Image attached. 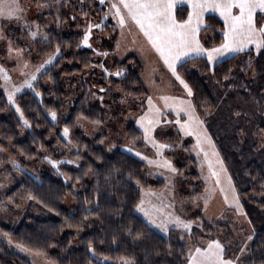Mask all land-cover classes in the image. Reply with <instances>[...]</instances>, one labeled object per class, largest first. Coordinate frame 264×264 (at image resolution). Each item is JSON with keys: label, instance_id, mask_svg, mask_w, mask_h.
Returning a JSON list of instances; mask_svg holds the SVG:
<instances>
[{"label": "trees", "instance_id": "obj_1", "mask_svg": "<svg viewBox=\"0 0 264 264\" xmlns=\"http://www.w3.org/2000/svg\"><path fill=\"white\" fill-rule=\"evenodd\" d=\"M68 1L64 0L65 4ZM79 4L83 8L82 17L100 23L104 27V33L113 34L111 40L116 41L118 29L106 15L108 0L104 5H100L99 0H83ZM66 12L63 11L64 22L68 20ZM85 12L88 13L87 16L84 15ZM187 15V8L176 9L178 20L186 19ZM205 23V29L200 32L204 45L211 47L221 44L223 22L220 18L207 15ZM206 33L211 34V37H205ZM82 40L83 34L74 28L64 33L53 30L48 34L47 44L40 45L42 53H51L59 46L60 56L38 80L37 90L42 95L41 99L35 93H24L18 98L20 109L30 124L29 129L25 128L8 105L0 87V146L11 147L15 155L21 154L26 159H34L40 150L48 154L53 152V144L48 141L51 135L54 134L63 141L59 135L61 126L54 124L48 114L56 112L60 115L64 109L68 86L74 83V76L89 69L96 74V66L99 64L94 52L83 49ZM113 41L108 48L110 50L115 47ZM251 63L255 65L262 88L264 49L256 55L253 51L234 55L212 70L204 58H195L183 67H178L179 73L192 89V101L198 115L216 142L239 193L244 197V209L256 231L248 252L239 257L238 264H264V198L256 200L252 197L264 196V167L255 161L246 172L243 161L234 150L239 144L238 136L222 132V125L218 127L210 122L205 110L216 104L212 81L220 89L227 84L239 89L238 85L247 80V67H242ZM113 69L124 72L122 78H108L113 87H119L128 96H148L141 79L143 67L136 56L131 55L122 62H115ZM44 82H49L45 89ZM237 96L249 98L241 89L230 93L232 101ZM69 109L63 125L73 131V136H79L74 127L81 118L90 123L105 121V109L98 104L87 103L84 95L75 98ZM127 132L130 139L143 136L133 124L129 125ZM76 141L79 143V150L84 149V153L81 150L76 153L82 159L78 169L63 166L68 182L49 169L42 175L22 174V178L16 180L17 183L9 191L8 197L14 196L17 200L26 201L28 207L37 210H28L19 217V221L0 224V230L15 243L44 256L53 264H104L103 259L112 262L129 261L127 264H187L189 248L201 247L207 240H220L217 239L216 229H222L226 231V235L223 233L225 242L220 240L226 249L225 256L233 260L238 257L237 251L233 249L236 243L232 241L233 234L227 224L202 221L201 228H195L192 235L185 236L175 230L166 237L156 232L136 214V205L140 202L138 186L156 189L161 188L164 181L158 178L153 181L147 177L146 164L127 152L116 150L108 153L100 146V139L91 142L78 138ZM243 150L246 154L244 159L250 158L251 150L246 146ZM263 158L264 155H257L259 161ZM192 161L196 163L195 158ZM262 164L264 165V159ZM195 176L202 189L203 183L199 175ZM68 197L75 200V205L71 208L65 206ZM137 233L141 235L137 237ZM0 264L32 263L0 240Z\"/></svg>", "mask_w": 264, "mask_h": 264}, {"label": "rangeland", "instance_id": "obj_2", "mask_svg": "<svg viewBox=\"0 0 264 264\" xmlns=\"http://www.w3.org/2000/svg\"><path fill=\"white\" fill-rule=\"evenodd\" d=\"M79 2L81 3V0H69L66 4L64 0H19V4L23 9L21 19L10 20L0 17V68H3L10 77L9 81H5L4 74L0 73V87L8 105L18 115L26 129H29L30 126L24 124L23 120H26L24 114L23 119H21L22 111H16L17 107L20 108L18 98L24 93H39L36 96L41 99L42 95L37 90V86H39L38 80L60 56V52L57 54L56 50L51 53H42L40 45L45 46L47 44L48 34L53 30L64 33L74 28L84 35L89 22L98 24L93 19L85 20L82 17L83 8ZM112 2H116V0H108L109 4ZM181 2L182 0H177L175 6ZM64 10L67 11L68 20L66 22L62 19ZM124 15L126 23L123 28L118 23H114L118 29L116 41L111 40L113 34L106 35L104 33V27L102 26L101 28H93L90 39L92 48L84 47L82 44L83 49L94 52L98 57L97 73L94 74L93 70L89 69L83 72V74L74 76L72 79L74 83L68 86L66 92L63 112L60 115L56 114L55 120L52 119L51 114L53 112L48 114L54 124L59 125V127L61 126L59 135H61L60 137L63 140L61 141L54 134L50 136L48 141L50 144H53L51 155L44 150H40L36 158L26 159L21 154H13L11 147L4 148L0 146V224L19 221V217L21 218L28 210L37 212V210L28 207L26 201L17 200L14 196L8 197L9 191L17 183L16 180L22 178V174L27 173L32 176L42 175L50 169L57 172L68 182L63 166L78 169L82 162L81 157L76 156V153L81 150H79V143L76 140L83 138L93 142L100 139V146H103L108 153L116 150L127 152L146 164L145 172L147 177L152 178L153 181L155 178L164 181V185L156 189H146L140 185L138 186L140 189V202L142 199L144 200V207L150 209L153 207L161 208L164 213L178 215L181 219L192 222L190 233L172 225H170L168 233H163L159 229L149 225L152 229L164 237L168 236L172 230L185 236L192 235L191 233L195 228H201L202 221L214 224H227L233 234L232 241L236 243L233 249L237 251L238 257H242L248 252L256 231L251 225L244 209L242 203L244 197L239 193L227 168L228 166L224 162L216 142L208 132L205 123L203 127L211 138V145L205 144L203 146L204 150L208 152L207 160L205 159L204 152L195 147V137L183 135L174 123H162L153 133L159 143L169 146L161 149V155L159 156L157 155V149L153 148L150 143H147L144 140V136L137 139H130L128 136L127 129L131 124L135 125L143 134V130L136 121L147 112V98L149 96L153 98L156 106L161 108L164 118L170 121L176 119V114L171 109L164 108L163 101L159 99L160 96L178 97L190 100L192 104L193 101L192 96L189 97L183 86L171 76V73L159 59L158 54L151 48L133 21L134 25L132 24L126 12ZM207 15H215L220 18L218 13L209 11L204 14V20ZM220 20L223 22L221 18ZM116 22H118V18H116ZM261 22L264 23V21ZM205 27L206 23L204 21L201 27L202 30ZM32 33H36L35 37ZM222 33L223 31L221 32V36ZM205 37H211V34L206 33ZM40 40L41 42L39 43ZM112 41L115 47L113 50H110L108 48L112 44ZM200 41L204 45L203 39H200ZM219 45H212L211 47ZM9 49H11V52ZM249 51H253L255 55L258 54L254 45H250L244 52L238 54L244 55ZM105 52L107 53L106 56L97 54ZM131 55L136 56L143 67L141 79L145 89L148 91L147 97L128 96L119 87L115 88L109 83L108 78L110 80L112 78H122L124 75V72H120V76L115 75L119 71L113 69L114 63L122 62ZM234 55L219 58L214 65L209 66L212 69L220 62ZM49 56H55L53 62L45 65L44 68L37 72V68ZM203 58L207 61L206 57ZM240 64L242 63H238V65ZM25 65L27 66L25 67ZM245 67H247V80L238 85L239 89L231 84H227L224 88L220 89L216 82L212 81V86H215L214 96L216 104L209 110H205V114L207 119L216 124V126L222 125V132L230 136H238L239 144L235 146L234 150L238 152L240 159L243 161L244 170L247 172V169L252 167L255 161L258 165L264 167L262 164L264 158L262 161L257 159L259 153L261 157L264 155V85L262 88L259 85V76L254 64L244 65L242 68L244 69ZM32 73H35L37 76V79L33 81L34 91L22 87L19 92L14 93L13 101L10 103L8 92L13 91L15 87H20ZM48 85L49 82H44L43 88L45 89ZM101 88L104 91H101ZM240 89L249 98L237 96L232 101L230 93L240 91ZM83 95L87 103L98 104L105 109V121L103 123H90L81 118L74 127V131H77L79 136H73V131L68 129L69 134L67 137H64L63 130L66 126L63 125V122L65 121V116L69 113L71 102L77 97L81 98ZM225 101L226 104L224 103ZM196 114L198 115L197 111ZM181 115L183 116V114ZM199 118L201 119L200 116ZM183 119L186 120L187 117L183 116ZM26 129L25 131H27ZM212 145H214V149ZM245 146L251 150L249 153L250 158L247 159H244L246 157L243 150ZM128 148H132L133 151L129 152ZM213 150L218 153V156L212 154ZM80 152L84 153V149ZM135 152H140L147 159H141L140 156L135 155ZM194 158L196 163L192 161ZM164 159H167L177 169V172L173 173L169 169L157 167L155 163L150 164L148 162L149 160L162 161ZM217 159L222 161L223 170L221 169V164L216 162ZM50 161L56 162L57 167L54 168ZM68 161H71V163H68ZM209 163L212 164V169H209ZM212 171L218 173L219 183H217V176L211 174ZM195 174L199 175V179L203 183L202 189L198 186ZM233 189H235V192H233ZM234 196L239 201V208L236 205ZM252 197H255L256 200H261V197L264 198V196L255 195ZM74 205V198L68 197L65 206L71 208ZM136 214L146 221L143 213L138 212L137 209ZM223 233L226 235V231L216 229V235L219 237L217 239L224 241ZM249 236L252 237L251 240L248 239ZM0 240L6 242L11 250L25 257L32 264H53L40 254L29 250H22L23 247H17L18 244L1 230ZM230 244L233 245V243ZM242 247L245 248L243 253L240 252ZM102 261L104 264L129 263V261L125 260L112 262L103 259Z\"/></svg>", "mask_w": 264, "mask_h": 264}, {"label": "snow or ice", "instance_id": "obj_3", "mask_svg": "<svg viewBox=\"0 0 264 264\" xmlns=\"http://www.w3.org/2000/svg\"><path fill=\"white\" fill-rule=\"evenodd\" d=\"M176 2L177 0H116V2L110 4V11L114 10L113 15L118 18V23L122 28L126 23L124 13H127V16L139 28L151 48L158 54L159 59L171 73V76L183 86L189 97L193 95L192 89L179 73L178 67H183L190 60L198 57H206L208 64L214 65L219 58L244 52L250 45H254L258 53L264 49V23L261 22L264 21V0H187L190 9L187 19L179 20L174 13ZM81 3H83V0H81ZM105 3L106 0H99L100 5ZM209 11L218 13L223 20L222 43L219 46L210 48L201 44L199 38L204 22V14ZM22 13L23 9L19 4V0H0V17L19 20L22 18ZM84 15L87 16L88 13L85 12ZM101 27V24L88 23L82 40L84 47L92 48L90 39L93 28ZM32 35L35 37L36 33H32ZM9 51L11 52V49ZM59 52L60 48L57 46L56 53L59 54ZM97 54L107 55L106 52ZM54 59L55 56H49L36 71L39 72L45 65L51 64ZM0 73L4 74L5 81L10 80L3 68H0ZM115 75L120 76L121 73L116 72ZM36 79V74L32 73L20 87H15L13 91H9V102L13 101L14 93L19 92L22 87L34 91L33 81ZM225 79H228V76H225ZM100 90L104 91L103 88ZM36 94L39 95V93ZM159 99L163 101L165 109H171L175 112L176 119L174 121L165 119L161 108L157 107L153 98L149 96L147 98V112L136 121L143 130L144 140L157 149L158 156L161 155L160 150L169 146L159 143L153 133L162 123H174L178 126L180 133L185 136L195 137V147L204 152L207 160L208 152L204 150L203 146L205 144L211 145V138L203 127L204 122L196 114V109L192 102L167 95H162ZM16 111L21 112L19 107L16 108ZM181 114L186 116L187 119H183ZM51 115L52 119L55 120L56 113L53 112ZM21 119H23L22 112ZM23 122L26 126H30L27 120H23ZM68 134L69 130L66 127L63 130V135L67 137ZM212 147L214 149V145ZM127 150L129 152L133 151L132 148ZM212 154L218 156V153L214 150ZM135 155L140 156L141 159H147L140 152H135ZM148 162L150 164L155 163L157 167L169 169L173 173L177 172V169L167 159L162 161L149 160ZM216 162L221 164V169L223 170L222 161L217 159ZM50 163H52L54 168L57 167L56 162L50 161ZM68 163H71V161H68ZM209 169H212L211 163H209ZM211 174L217 176V183H219L218 173L212 171ZM233 192H235V189H233ZM234 199H236L235 196ZM144 203L142 199L136 205V209L138 212L143 213L148 225L159 229L163 233L170 231V225L182 228L188 233L191 232V221H185L178 215L164 213L161 208H146ZM236 205L238 208L240 207L238 199H236ZM140 235V233H137V237ZM248 239L251 240L252 237L249 236ZM17 247L22 248L21 245H17ZM22 250L27 249L22 248ZM244 251L245 248L242 247L240 252L243 253ZM225 252V246L219 240H212L206 248H189L187 264H238L239 257H236L235 260L224 259Z\"/></svg>", "mask_w": 264, "mask_h": 264}, {"label": "crops", "instance_id": "obj_4", "mask_svg": "<svg viewBox=\"0 0 264 264\" xmlns=\"http://www.w3.org/2000/svg\"><path fill=\"white\" fill-rule=\"evenodd\" d=\"M178 7H185V8L188 9V11L190 10V9H189V5H188L187 0H183V2H181L180 4H178L177 6H175V8H174V13H175V15H176V9H177ZM107 10H108V14H107L108 18H109V15H110V18H109V19H111L113 23H118V22H116V17L113 15V11H114V10L110 11V4H109V3H108V8H107ZM205 18H206V17H205ZM129 19H130V18H129ZM186 19H187V16H186ZM130 20H131V19H130ZM130 20H129V21H130ZM204 21H205V20H204ZM131 22H132V20H131ZM132 24H133V22H132ZM114 25H115V24H114ZM118 25H119V23H118ZM133 25H134V24H133ZM119 26H120V25H119ZM201 30H202V28H201ZM199 38H200V36H199ZM211 241H212V240H211ZM219 241H220V240H219ZM209 242H210V240L205 241L204 245L201 246V247L206 248ZM220 242H221V241H220ZM221 243H222V242H221ZM222 244H223V243H222ZM191 247H197V246H191ZM191 247H190V248H191ZM224 259H229V258H227V257L224 255ZM231 260H233V259H231Z\"/></svg>", "mask_w": 264, "mask_h": 264}]
</instances>
